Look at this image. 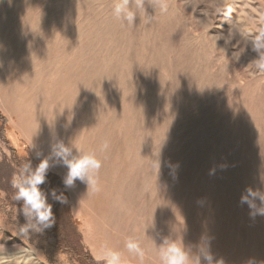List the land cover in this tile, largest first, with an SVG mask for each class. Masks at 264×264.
Returning a JSON list of instances; mask_svg holds the SVG:
<instances>
[{"label":"rangeland","instance_id":"1","mask_svg":"<svg viewBox=\"0 0 264 264\" xmlns=\"http://www.w3.org/2000/svg\"><path fill=\"white\" fill-rule=\"evenodd\" d=\"M115 2L0 0L7 264H105V249L141 264L129 239L145 249L143 264H158L165 237L182 239L200 264L206 254L213 264H264V216L241 203L247 189L264 191V49L255 48L264 0H129L132 24ZM60 143L74 156L95 153V185L64 187ZM27 155L36 165L49 157L57 174L50 183L67 202L48 200L54 221L72 219L82 244L72 253L51 227L21 234L34 221L14 200L11 161Z\"/></svg>","mask_w":264,"mask_h":264},{"label":"clouds","instance_id":"2","mask_svg":"<svg viewBox=\"0 0 264 264\" xmlns=\"http://www.w3.org/2000/svg\"><path fill=\"white\" fill-rule=\"evenodd\" d=\"M137 9L140 7L136 5ZM114 12L117 17H123L129 24L134 22L136 12L129 7V0H116L114 3ZM257 50L264 49V34L257 37L255 41ZM261 70H264V65H258ZM55 157L62 161V166L67 168V173L62 178L65 188H72L75 182L79 179L86 182L88 185H95L96 179L91 175L97 172L101 167V161L95 153L80 152L78 155H73V147L60 143L53 149ZM39 157L40 154L37 153ZM50 168L49 157L40 159V162L33 167L31 161L23 164L19 173L14 176L12 186L15 189L14 200L22 202L21 212L28 223L26 227L21 228V234L33 232H41L45 228L51 227L54 223L53 205L49 203V196L52 200L58 201L61 204L67 202V197L63 192H57L55 188L45 191L41 185L47 181V173ZM259 199L260 206L256 205V200ZM241 203L248 204L250 215L264 216V191L247 189L241 195ZM127 252L133 258H138L141 264L145 259V249L136 239H129L125 243ZM7 249L3 246L0 251V264H7L8 259L3 252ZM158 258V264H200L199 259L193 260L188 249L183 244L182 239H169L165 237L162 243L155 249ZM105 264H122L123 253L115 249H105L98 257ZM204 259L208 264H213L210 254H206Z\"/></svg>","mask_w":264,"mask_h":264},{"label":"trees","instance_id":"3","mask_svg":"<svg viewBox=\"0 0 264 264\" xmlns=\"http://www.w3.org/2000/svg\"><path fill=\"white\" fill-rule=\"evenodd\" d=\"M5 120H6L5 117L0 112V142H2L7 147L8 141H7L6 132H5V123H6ZM11 151H14V149L11 148ZM28 161H31L33 167L36 166V164L32 161V159L28 155L27 156H18V157L14 156L13 161H11V163L12 162L16 163V165H15L16 168H18L21 171L23 164L28 162ZM8 163H10V162H8ZM15 169H12V172H15L16 171ZM2 172H5V171L2 170ZM14 174H16V173H14ZM14 174H12V175H14ZM0 175L2 176V179L7 180V177L4 174L0 173ZM51 180L52 181L54 180L56 182L57 181V174H55L54 172L49 170L47 173V181L45 184L41 185V187L48 185L47 190L55 188V185L51 184L52 183ZM7 184H11V182L7 181ZM8 189H9L8 186L6 188H1V186H0V191H4L7 194H8ZM56 190H57V192L59 191L58 189H56ZM68 220H69L68 221L69 224L67 223V221H65L63 219L60 220L62 224L58 223L57 221H54L51 228H52V232L55 236V240H56L57 244H61L63 247L68 249L69 252L72 253L75 250H78L79 248H81L82 244L80 243L79 238L76 237L77 233L74 232L75 228L72 225L73 222H72V219L70 216H68ZM88 262H89V264H98L96 261H94V259L92 257L88 258Z\"/></svg>","mask_w":264,"mask_h":264},{"label":"crops","instance_id":"4","mask_svg":"<svg viewBox=\"0 0 264 264\" xmlns=\"http://www.w3.org/2000/svg\"><path fill=\"white\" fill-rule=\"evenodd\" d=\"M50 171H52V170H50ZM69 208H70V214H71V216L73 218H75V216H79V214L78 215L74 214L73 206H72V203H71L70 199H69ZM80 231H81V235H82L83 241H85L84 240V235H83V230L81 229Z\"/></svg>","mask_w":264,"mask_h":264}]
</instances>
